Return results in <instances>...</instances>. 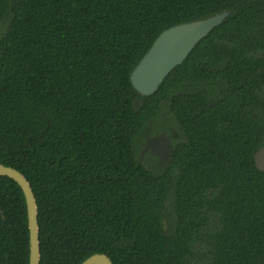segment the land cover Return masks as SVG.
Returning a JSON list of instances; mask_svg holds the SVG:
<instances>
[{"label": "trees", "instance_id": "1", "mask_svg": "<svg viewBox=\"0 0 264 264\" xmlns=\"http://www.w3.org/2000/svg\"><path fill=\"white\" fill-rule=\"evenodd\" d=\"M224 10L154 93L133 87L163 30ZM162 131L170 158L141 154ZM263 139L264 0H0V163L33 189L40 264H264ZM29 252L0 175V264Z\"/></svg>", "mask_w": 264, "mask_h": 264}, {"label": "water", "instance_id": "2", "mask_svg": "<svg viewBox=\"0 0 264 264\" xmlns=\"http://www.w3.org/2000/svg\"><path fill=\"white\" fill-rule=\"evenodd\" d=\"M228 15L229 11L224 10L205 18L182 22L163 30L133 68L130 74L133 87L143 95L154 93L168 73L183 63L195 45L215 26L221 24ZM173 149L170 134L162 131L146 136L142 153L145 150H150L151 153L165 160L170 158ZM254 160L257 168L264 170V139L263 145L254 153ZM0 175L13 178L22 188L29 227L28 264H40L38 204L31 184L24 173L10 165L0 163ZM79 264H113V262L107 254L94 252Z\"/></svg>", "mask_w": 264, "mask_h": 264}, {"label": "rangeland", "instance_id": "3", "mask_svg": "<svg viewBox=\"0 0 264 264\" xmlns=\"http://www.w3.org/2000/svg\"><path fill=\"white\" fill-rule=\"evenodd\" d=\"M144 142H145V140H143L142 143L140 142L141 143V146H140V143L138 145L139 151H140L141 154H142V150H143V147H144ZM145 153H150V150H145Z\"/></svg>", "mask_w": 264, "mask_h": 264}, {"label": "flooded vegetation", "instance_id": "4", "mask_svg": "<svg viewBox=\"0 0 264 264\" xmlns=\"http://www.w3.org/2000/svg\"><path fill=\"white\" fill-rule=\"evenodd\" d=\"M146 136H147V135H146ZM146 136H145V137H146Z\"/></svg>", "mask_w": 264, "mask_h": 264}]
</instances>
